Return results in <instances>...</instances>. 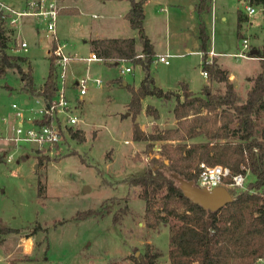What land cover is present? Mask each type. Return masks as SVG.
<instances>
[{
  "label": "rangeland",
  "instance_id": "rangeland-1",
  "mask_svg": "<svg viewBox=\"0 0 264 264\" xmlns=\"http://www.w3.org/2000/svg\"><path fill=\"white\" fill-rule=\"evenodd\" d=\"M146 1L144 24L154 47L161 50L166 44L169 52L182 54L180 58H170L168 65L150 63L155 86L163 91L178 89L180 93L179 83L182 82L194 93L205 84V78L200 73V56L189 52L198 50L196 30L198 23L202 22L208 37L206 51L210 44L213 51L225 53L218 60L233 73V77L228 73L227 78L234 90L241 97L245 96L259 71L258 61L230 56L229 53L240 51L242 37H247L249 47L260 48L264 35L261 12L243 17V5L247 0H205L207 9L199 14L195 9L198 0ZM0 2L21 8L24 0ZM156 2L160 5L175 2L180 6L174 10L177 14L171 11L169 16H165ZM120 3L125 2L65 0L67 5L85 6V13L78 15L59 12L55 31L59 41L66 44V51L74 56H87L89 45L83 40L99 31L109 36L108 29L112 23L118 28L114 35H129L137 40L136 32L127 30L128 33H125L116 20L118 17H114L121 7ZM237 11L242 14L243 20L239 30L240 39L235 36ZM100 13L105 17L98 15ZM33 21L31 17L22 16L13 29L12 38L24 40L26 50L14 51L12 39L6 52L26 58L21 65L26 67L29 63L33 84L40 89L47 71L46 51L50 42L42 32L41 25H34ZM124 65L129 66L131 71L120 75L119 69ZM124 65L104 62L88 65V74L101 78L103 83L99 87L89 86L79 109L75 111L82 120L77 126L79 130L75 131L82 132L84 141L78 142L65 136L59 151L53 156L33 154L21 147L18 152L23 159L14 155L9 162L5 161L3 154L11 146L4 136L18 123L15 110L10 105L14 103L23 110L25 117L31 116L25 112L26 104L23 101H28V107H36L33 101H40V98L20 90V79L14 71L8 70L0 77V227L17 228L15 232L0 233V264H132L133 258L142 251L147 241L153 248L163 253L167 251V226L159 224L149 228L145 225L144 202L137 197L138 187L129 186L125 180L150 169V159L158 155L162 143L173 146L182 141L131 140L129 114L123 105L129 93L127 86L119 82H126L128 87L135 88L142 71L138 65ZM69 71L74 76H83L85 63L71 61ZM71 74H67L68 83ZM208 88L211 92H220L223 84L211 82ZM66 93L69 97L72 95L70 90ZM147 98L154 103L151 107H156L159 115L154 119L151 115L141 114L146 102L144 97L136 117L139 128L147 134L176 128L177 122L171 112L174 98L168 101ZM256 124L264 133V113L261 111L257 113ZM204 139L200 136L187 139L185 143L202 142ZM37 157H47L48 161L38 166ZM250 180L253 178L247 174L244 185ZM110 198L113 199L108 213L76 217L77 212L98 208L100 204L108 203ZM124 204L126 210L122 213L121 206ZM113 213L118 214L115 222L111 219ZM25 249H29L27 253L23 251ZM155 264L166 263L159 257Z\"/></svg>",
  "mask_w": 264,
  "mask_h": 264
},
{
  "label": "trees",
  "instance_id": "trees-1",
  "mask_svg": "<svg viewBox=\"0 0 264 264\" xmlns=\"http://www.w3.org/2000/svg\"><path fill=\"white\" fill-rule=\"evenodd\" d=\"M128 9L123 18L130 29L136 32L133 37L103 38L88 41L89 52L107 60L125 58L132 65H138L142 77L137 87H126L129 99L125 109L129 114L132 141H182L173 146L162 143L158 155L150 159L152 167L143 174L127 180L129 186H137V197L144 202L143 216L149 228L159 224L166 225L168 264H254L264 257V133L256 124L257 113H264V35L257 55L259 71L254 76L245 96L241 97L228 81V73L214 58L205 62L206 41L208 39L202 22L197 25L198 50L201 56V71L209 82L222 83L223 90L211 92L202 86L198 94L187 89L180 82V93L163 91L154 85L150 73L153 57L152 46L144 33L142 20L143 0H127ZM250 4L263 9L264 0H248ZM196 12L207 9L205 0H198ZM63 9H59V12ZM242 14L236 13L235 36L241 38ZM243 17H245L243 15ZM13 29L4 27L0 22V77L8 70L14 71L20 79V90L48 102L52 94V59L48 57L46 75L38 89L32 81L31 68L21 64L26 58L6 52ZM140 50L136 52L135 43ZM140 54L141 57H135ZM155 97L161 101L174 98L172 114L176 128L159 131L156 134L144 133L136 122L140 112V102L144 97ZM144 114L158 118L157 110L149 105ZM204 137L202 142L185 143L187 139ZM70 138L84 141L82 132L70 131ZM47 157H37L40 166ZM219 164L231 173L248 170L253 180L246 182L244 188L227 186L231 200L215 210L203 208L184 196L176 180L175 173L185 180H196L197 163ZM227 180H225L226 182ZM237 189V190H236ZM112 199L100 204L98 208H87L77 212L79 218L100 216L108 213ZM122 213L126 205L121 206ZM112 221L118 214L113 213ZM17 228L2 226L0 233L15 232ZM161 251L145 242L141 252L133 258L132 264H155Z\"/></svg>",
  "mask_w": 264,
  "mask_h": 264
},
{
  "label": "built area",
  "instance_id": "built-area-1",
  "mask_svg": "<svg viewBox=\"0 0 264 264\" xmlns=\"http://www.w3.org/2000/svg\"><path fill=\"white\" fill-rule=\"evenodd\" d=\"M60 5L58 0H24L21 8H13L0 2V22L1 24L10 29L16 27V23L22 16L31 17L34 25H41L42 32L49 40V47L47 49L48 57L52 61V75L53 85L52 94L48 102L40 99H35L33 103L36 107H28V101L24 100L26 108L24 109L27 114L31 116H24L23 110L17 108L12 103L10 106L15 110L14 116L17 119V124L10 128L9 134L4 136V139L9 142L10 150L4 153L6 162L13 160L14 155H19L21 147H24L28 152L37 155L53 156L59 151L60 145L64 142L65 136L70 137V131L79 130L78 124L82 122L80 117L75 113L79 109L84 95L87 93L89 86L99 87L103 81L99 77L90 76L87 72V67L90 63H108L110 65H124L130 63L125 58L103 59L93 52H89L87 56H74L66 51V44L59 41L55 27L56 20L59 15ZM244 16L246 18L254 16L257 11L263 12L259 6H255L247 2L243 5ZM92 16H95L92 14ZM37 29V28H35ZM15 46L14 51H25L27 44L24 40L13 38ZM253 47H249L247 37L240 39V51L230 56H236L246 59L261 60L262 57L250 54ZM199 56L203 52H195ZM206 55L205 62L210 63L211 58L216 53L210 48L204 53ZM180 55L176 54H155L152 57V62H159L164 65L168 64L169 59ZM141 57L140 54L135 56ZM80 61L85 63V73L83 76H74L69 71V63L71 61ZM129 66H123L119 69V74L130 72ZM71 74L67 82L68 75ZM206 75L205 72H202ZM68 90L72 91V95L66 93ZM197 174L194 184L200 188L211 189L217 185L231 186L235 188H244L245 176L248 170L243 168L242 172L231 173L225 166L215 164L207 165L204 162L197 163ZM225 180H227L225 182ZM128 260V259H127ZM261 264H264V257L259 259Z\"/></svg>",
  "mask_w": 264,
  "mask_h": 264
},
{
  "label": "crops",
  "instance_id": "crops-1",
  "mask_svg": "<svg viewBox=\"0 0 264 264\" xmlns=\"http://www.w3.org/2000/svg\"><path fill=\"white\" fill-rule=\"evenodd\" d=\"M59 1V3H60V5H61V7H62V9H63V11L61 12V13H64V12H67V13H71V14H73V13H77V15H78V13L79 14H81V13H85V12H83V11H85V6L84 7H81V6H79V7H77V6H72V5H67V4H65V0H58ZM118 1H120V2H125V3H120L121 4V7H120V9L119 10H117L116 11V14L114 15V17L116 16V17H118V19H116V20H118L119 21V23H120V27L121 28H123L126 32L125 33H128L127 32V30H130L131 32H132V29H130L129 28V26H128V23H127V21L123 18V15H124V13L127 11V9H128V2H127V0H118ZM147 3V1L146 0H143V3H142V13H143V20H142V26H143V30H144V33H146L147 35V38L149 37V42H150V44H151V46H152V51H153V54L155 55V54H163V53H169V54H173V53H171V52H169L168 51V47H167V45L165 44V47L163 48V49H161V50H157L155 47H154V45H153V42H152V40H151V38H150V36L148 35V33H147V31H146V26H145V24H144V22H145V13H146V11H145V4ZM157 3V5L159 6V11L161 10V11H163L164 13H165V16H169V13L172 11V12H174L175 14H177V12L176 11H174V10H177V7H179L180 5L178 4V3H176L175 4V2H173V3H168V2H165L163 5H160L159 4V2H156ZM60 13V14H61ZM91 14H94V13H92L91 12ZM95 15V14H94ZM98 15H101L102 17H103V15H104V17H105V14H102V13H100V14H98ZM106 16H108L109 18H111L112 17V15H106ZM173 16H175V15H173ZM222 19H223V17H222ZM165 22H166V25L168 24V22L165 20ZM193 29H195V26H193L192 27ZM117 27H116V25L114 24V23H112V25H110V27H109V29H108V32H109V36H105L101 31H99V32H95L92 36H89V38H87V40H83V42H87L88 43V41L89 40H91V39H103V38H126V37H131V36H121V35H118V34H115L114 35V33H116L115 31H117ZM197 31V30H196ZM107 33V32H106ZM125 35V34H124ZM133 37V36H132ZM134 38V37H133ZM89 45V44H88ZM261 45V44H260ZM183 48H185V46H184V44H183ZM135 49H136V52L137 53H139V50H140V47H139V45H138V43L136 42L135 43ZM209 49H210V44H209ZM212 49V48H211ZM257 49L258 48H252L251 50H254L255 51V53L257 52ZM90 51V50H89ZM197 51H199V50H196V51H189L190 53H194V52H197ZM201 52V51H200ZM215 52V51H214ZM216 53V55L215 56H213L212 58H215V60H216V62L220 65V67L221 68H223L224 70H226L227 71V73H231V72H229L226 68H224L221 64H220V62H219V60H218V58H219V56H221V55H225V53H221V52H215ZM174 54H176V55H180V56H176L175 58H180V57H182V54L181 53H174ZM229 54H231V53H229ZM205 55V54H204ZM227 55V54H226ZM205 58H206V55H205ZM211 58V59H212ZM151 62H152V60H151ZM153 63V62H152ZM155 63H159V62H155ZM168 64H169V62H168ZM168 64H166V65H168ZM164 65V64H163ZM199 66H200V73H201V75L202 76H204V78H205V84L204 85H206V86H209V84H211V82H209V80L207 79V77H206V75H203L202 74V71H201V56H200V63H199ZM131 71V70H130ZM233 73H231L230 74V76L231 77H233V75H232ZM153 77V76H152ZM139 82V81H138ZM122 86H124V87H126V86H129L126 82H119ZM138 84V83H137ZM203 85V86H204ZM133 88H134V86H133ZM202 88V87H201ZM201 88H200V90H201ZM169 90V89H168ZM199 90V91H200ZM174 91H176V92H178V89L177 90H174ZM199 91L198 92H194V94H198L199 93ZM147 97H150V96H147ZM147 97H145V99H146V102H145V104H144V106L142 107V112H141V114H144V109H145V107L147 106V105H149V106H154V103H151L152 101H149V99L147 98ZM128 98H129V95H128ZM128 98H127V101H128ZM155 98V97H154ZM144 99V98H143ZM143 99H141V102H142V100ZM127 101L123 104V105H125L126 103H127ZM147 103H149V104H147ZM153 108H155L156 110H157V113H159L158 112V109L156 108V107H153ZM159 115V114H158ZM130 138H131V131H130ZM126 141V140H125ZM129 141V140H128ZM133 142H137V141H133ZM148 242V241H147ZM149 243V242H148ZM168 247V246H167ZM167 247H166V250H167ZM28 250L29 249H25V250H23V251H25L26 253L28 252ZM20 251V250H19ZM7 254H9V253H7ZM159 257H162L164 260H165V263L166 264H168V260H167V255H166V251H164V253L161 251V255L159 256ZM254 264H261V261L260 260H256V262L254 263Z\"/></svg>",
  "mask_w": 264,
  "mask_h": 264
},
{
  "label": "water",
  "instance_id": "water-1",
  "mask_svg": "<svg viewBox=\"0 0 264 264\" xmlns=\"http://www.w3.org/2000/svg\"><path fill=\"white\" fill-rule=\"evenodd\" d=\"M249 53L255 54V51L251 50ZM170 176L176 180L184 196L188 197L192 202L201 205L203 208L215 210L231 200L229 191L222 184L211 189H206L198 187L194 184L193 180H185L175 173H171Z\"/></svg>",
  "mask_w": 264,
  "mask_h": 264
}]
</instances>
